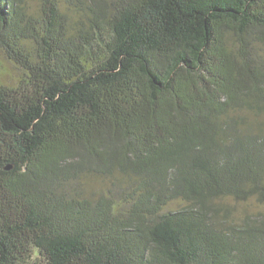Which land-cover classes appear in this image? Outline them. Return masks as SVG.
Returning a JSON list of instances; mask_svg holds the SVG:
<instances>
[{
    "label": "trees",
    "instance_id": "trees-1",
    "mask_svg": "<svg viewBox=\"0 0 264 264\" xmlns=\"http://www.w3.org/2000/svg\"><path fill=\"white\" fill-rule=\"evenodd\" d=\"M0 53V264H264V0H0Z\"/></svg>",
    "mask_w": 264,
    "mask_h": 264
},
{
    "label": "rangeland",
    "instance_id": "rangeland-1",
    "mask_svg": "<svg viewBox=\"0 0 264 264\" xmlns=\"http://www.w3.org/2000/svg\"><path fill=\"white\" fill-rule=\"evenodd\" d=\"M29 7L33 10L38 6V0H27ZM62 4L66 0H61ZM21 75L19 67L11 62L4 54L0 53V83L15 85ZM264 117V116H263ZM109 180L106 178H91L86 181V188L89 191L97 192L107 188ZM235 218L245 217L247 215L258 216L264 212V205L255 198L247 201L238 202L232 198L226 200ZM182 206V201H174L169 205V209H177ZM36 257V256H35Z\"/></svg>",
    "mask_w": 264,
    "mask_h": 264
}]
</instances>
